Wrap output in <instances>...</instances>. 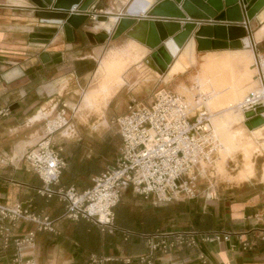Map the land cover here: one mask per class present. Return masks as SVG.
Listing matches in <instances>:
<instances>
[{"label": "crops", "instance_id": "1", "mask_svg": "<svg viewBox=\"0 0 264 264\" xmlns=\"http://www.w3.org/2000/svg\"><path fill=\"white\" fill-rule=\"evenodd\" d=\"M136 1L82 0L72 8V12L81 16L82 20L76 27L69 26L68 34L63 23L40 20L36 16L39 9L31 0H0V205L21 204L31 212L48 216L54 222V232L39 231L34 224L22 221L14 224L9 243L5 245L0 239V264H90L93 256L110 259L108 264H144L139 258L147 253L148 236L185 231L207 234L223 232L231 234V237L227 242H199L194 248L182 247L170 254L158 252L153 264H264V241L258 238L259 231L264 229V166L262 171H257L253 161L255 154L264 153V150L260 144L255 145L254 142L259 140L244 126L243 115L240 120L242 123L237 127L244 128L251 137H246L245 132L238 128L225 141L228 150L232 148L229 138L238 142L242 154L241 168L238 165L232 172L234 175L228 174L229 179L223 178L227 176L226 162L221 160L219 170L222 176L217 183L213 180L214 200L206 197L209 190L205 181L198 184L196 198L168 204L154 205L152 198L145 199L133 191L138 197L134 206L121 202L115 208V224L122 231L109 234L101 232L98 226L84 219L75 222L65 220L64 202L56 197L45 199L36 194V189L42 183L24 161L25 154L47 136L48 119L39 121L36 114L41 110L51 112V115L62 108L67 111V104H74L81 93H90L95 77L98 79L102 60L112 50H124V60L119 62L122 73H126L132 65L141 63L139 67L143 75L145 69L155 75L148 73L144 76V92L127 90L125 94L129 101L140 97L145 100L159 91L177 94L181 86L187 88L192 83L188 70L193 68L190 66L193 57L197 60V57L201 59L205 55L206 79L209 57L241 52H247L253 57L255 53L264 54V46L261 45L264 41V26L254 28L264 14V8L248 22L240 7L243 22L230 23L224 19L225 7L222 13L210 18L207 12L213 11L207 6L203 9L188 3L183 10L185 0H150L142 5L136 4ZM200 3L205 4L202 1ZM84 5L86 7L82 9ZM168 5L177 8L185 19L155 13L170 10L171 6ZM101 16H107L108 20L101 23L98 21ZM124 16L135 18L136 23L113 40L116 22H111V19L118 21ZM140 21L147 25L151 23L158 29L156 35L159 41L155 46H149L147 40L138 41L132 36L131 33ZM165 23L175 24L177 28L170 34L163 26ZM157 25L163 27L162 30ZM216 27H238L244 29L245 33L234 36L226 32L225 36H218L214 30ZM35 28H55L57 31L43 37L47 39L46 44H36L31 41ZM202 28H209V34L200 35ZM257 34H260L259 38ZM121 37H125L127 42L118 47ZM181 38V53L175 59L166 43L171 39L175 43L176 39ZM244 38L248 39V46L244 45ZM42 54L44 58L41 60ZM187 55L191 56L190 61L187 60L189 69L167 78L171 69L176 71L177 63L183 68L187 67L186 63L182 65L181 62L183 58L187 59ZM114 58L112 56L106 60L101 66L102 70ZM148 58L155 64L157 74L145 64ZM240 65L244 71L237 73L236 69ZM250 69H253V64ZM121 71L108 92L109 99L101 112L125 87L113 93V88L120 82ZM232 73L240 78L245 76V64H236ZM253 76L251 84L254 89ZM202 79L197 82L198 88L203 84ZM130 82L126 81L128 84ZM239 105L206 109L215 113L216 125L226 132L234 125L228 123L224 116L240 115L237 112ZM112 112L117 118L123 111L114 109ZM105 122L106 119L101 125ZM53 134L47 138L60 151V157L65 162L59 187H74L79 192L89 189L92 179L108 167L105 166L107 159L99 149L101 142L91 133L85 139H69ZM246 150L250 152L249 157L245 154ZM205 184L207 187L201 189ZM128 188L131 187L123 186L121 198ZM165 206L181 208L177 212L187 217L186 222L176 223L175 228L169 230L165 225L166 218L160 215ZM28 232L34 234L33 242L17 249L13 241ZM245 241L253 244L251 250H242L240 243Z\"/></svg>", "mask_w": 264, "mask_h": 264}, {"label": "built area", "instance_id": "2", "mask_svg": "<svg viewBox=\"0 0 264 264\" xmlns=\"http://www.w3.org/2000/svg\"><path fill=\"white\" fill-rule=\"evenodd\" d=\"M254 55L256 86L239 105L244 116L254 114L253 118L245 120L247 126L255 118L264 122V65L261 61L264 54ZM203 101V97H196L192 108L182 97L168 91H159L147 105L131 100L125 112L111 122L120 139V159L95 176L92 186L81 192L74 187H59L65 162L47 138L58 129L69 128L62 108L57 113L62 125L47 132V136L24 156L27 167L42 183L36 194L64 202L65 220L84 219L109 234L122 231L115 224V208L123 186H130L137 195L152 198L153 204L159 205L196 198L197 182L205 181L209 190L206 197L214 200V163L220 145L213 136L211 115ZM258 109L263 111L256 114ZM21 221L34 224L39 231L54 232V222L48 216L31 212L21 204L0 205V239L5 245L10 241L12 226ZM230 237L229 233L195 231L148 236L147 253L139 260L153 264L158 252L170 254L182 247L194 248L199 242H227ZM258 238L264 241V229L259 231ZM33 239L34 234L28 232L13 243L20 249ZM240 244L243 251L253 248L247 241ZM109 262L110 259L96 256L90 259V264Z\"/></svg>", "mask_w": 264, "mask_h": 264}, {"label": "rangeland", "instance_id": "3", "mask_svg": "<svg viewBox=\"0 0 264 264\" xmlns=\"http://www.w3.org/2000/svg\"><path fill=\"white\" fill-rule=\"evenodd\" d=\"M264 23V18L260 19L259 21H257V23H255V29L258 27H261ZM127 42L125 37H121L118 40V47H121L122 45H124ZM264 46V41L261 44ZM117 51V52H115ZM112 53L111 56H109V54ZM190 55V54H189ZM189 55H187V59L183 58L182 65H184L186 63V68H183L181 66H179L177 63L176 64V71H172L173 69L170 70L168 77L170 78L172 75L174 74H178V73H182L185 72L186 70L189 69V62L187 60L190 61V57ZM114 56L115 58L111 61L110 65H108L107 69H106V78L103 81L104 78V74L103 73H99L98 75V79L95 77L94 81L95 84L92 85V87L90 88V93H81L77 98H76V102L74 104H67V106L69 107V110L65 111V121L68 122L69 128L66 129V131L64 133L68 134V136H65L63 133L61 134V132H63V129H58L57 132H55L53 135L58 134L59 136H63L64 137H69V139H72V137H77V138H86L88 134H93L94 136H96L97 140L99 142H101L100 144V150L101 152H103V154L105 155V158L107 159V162L105 163V166H110L113 165L117 162V160L120 159V140H119V136L116 132V129L114 126L111 125V121L115 118V116L113 115L114 112H112L114 109H120L121 111L125 112L127 105L129 104V100L126 98L127 95L125 94L127 92V90H130V92H137L142 90L143 92L146 90V84L144 83L143 85V81H145L146 79L144 78V76L146 74H150L151 76H155L153 75L150 71L146 70L145 68V75H143L144 73H142V69L139 67L140 64H134L132 65V67L125 73H122L120 75V82L113 88L114 90V94L116 92H119V90H121V92L118 94V96L111 102L109 103L107 109L102 111V107L99 106L98 104L101 102V100H97L96 101V106H93V108L91 109V107H87L85 105V101L86 99L91 95V93L96 92L93 91L97 88H99V86L101 85V87L99 88L98 91L103 90V87H107V82H109L110 87H112V85L114 84L115 79L112 78L115 73L118 72V70L120 69L119 66V62L121 63V61L124 60L125 57V53L124 50L120 48V50H112L111 52H109L105 58L102 60L101 64H100V68L102 66V64L106 63L105 61L110 59V57ZM251 57V65L254 63V59L253 56L250 54ZM263 57V56H262ZM189 58V59H188ZM264 58V57H263ZM205 55H202L201 59H199L197 57L196 58L193 57V60H191V65L193 66V68H191L190 70H188V74L190 76V81L192 82L189 86L184 87L181 86L178 89L177 95L179 97H182L186 102L187 100L190 102H193L191 107L193 108L195 106L194 104V100L195 97L201 98L203 97L205 99V101L202 102L203 106L209 109V107L207 106V102L210 101L213 98V94H209V93H202L200 91V88H198V80H200L204 73H205ZM200 64V66H199ZM107 66V65H106ZM199 67V69H198ZM129 68V66H128ZM126 68V70L128 69ZM244 71V67L242 65H240L238 67V69H236L237 73H241ZM147 72V73H146ZM254 75V71L252 69V73L251 76ZM147 78V77H146ZM149 78V77H148ZM244 78V76L242 77ZM150 80H152L150 78ZM111 81V82H110ZM126 81H132L130 82L131 84L126 83ZM149 81V79H148ZM252 81V78H251ZM104 85V86H103ZM250 85L252 86V84L250 83ZM247 85V88L250 86ZM252 91L247 92L248 96ZM84 94V95H83ZM221 95V94H220ZM223 95H225L223 93ZM233 95V94H232ZM153 97L154 94H151L150 96H148L145 100L141 99V97L138 98H134L135 101L137 103H141L143 105H147L150 104L153 101ZM244 98H240L237 102L230 104L231 106H234L236 104L241 103ZM83 104V105H82ZM225 108V106H223ZM223 107H221L220 109H222ZM207 110V109H206ZM122 112V114H123ZM232 112V111H231ZM238 112V111H237ZM57 113L58 112H54L50 118H48V122H61V120H59L57 118ZM102 119V120H101ZM106 119L107 122L104 123V125H101V123ZM246 127H248L247 125H245ZM231 128H228V130H226L222 140H223V144H225L226 138L229 136L231 137L232 133L234 131H237L238 128L242 129V127H235V126H230ZM234 127V128H233ZM245 132L246 137H251V134H248L244 128L242 129ZM230 143H232V148H230L229 150V154L228 155H222V152L219 154L218 160H222L224 159V161L226 162L225 164V171L227 173V176H222L221 172H219V168H218V163H214V176H215V181L216 183L218 182V180L220 179V174L223 178H227L228 174L229 175H234L232 174V172L238 168V165L241 168V163H242V154L239 151V145L238 142L231 140L229 138ZM259 142V141H258ZM258 142H254L256 146H259L260 143ZM224 149H225V145H224ZM223 149V151H224ZM221 155V156H220ZM216 160V159H215ZM253 161L254 164H256V168L258 169L257 171H262L263 170V166H264V153H257L255 154V156L253 157ZM218 162V161H217ZM216 165H217V171H218V176H217V171H216ZM240 170V169H239ZM243 171V170H242ZM241 171V172H242ZM237 174V173H236ZM236 176V175H235ZM201 181H198L196 184V191L198 189V184ZM207 184V183H206ZM205 184L202 185L201 189H204L207 187V185ZM122 198L120 200L119 203L123 202L124 204L128 205V206H134L133 204H135V200H137V196L134 195L133 190L131 188H128L127 190L124 191V193L122 194ZM163 208H161L162 210ZM181 208H178L176 206H165L163 211H160V215L164 216L166 218V222L165 225L166 227L169 228V230H172L173 228H175L174 226L176 225V223H184L186 222V216L184 214H179L177 212V210L179 211ZM176 210V211H174Z\"/></svg>", "mask_w": 264, "mask_h": 264}, {"label": "bare ground", "instance_id": "4", "mask_svg": "<svg viewBox=\"0 0 264 264\" xmlns=\"http://www.w3.org/2000/svg\"><path fill=\"white\" fill-rule=\"evenodd\" d=\"M146 1L149 2L150 0H137L136 4L142 5V3L146 2ZM263 5H264V0H249V2H247V7H246L248 14L250 16L254 15V13L256 11H258ZM85 7H86V5H84L82 7V9H84ZM202 8H204V7H202ZM263 8H264V6H263ZM263 18H264V14H262L260 16V19H263ZM81 20H82L81 16L73 14V16L69 19V23L73 26H77ZM111 22H114V20H112ZM101 23H104V22H101ZM157 26H159V29L162 30L163 27H160V25H157ZM163 26H164L165 30H167V32L170 34L172 32H174L175 29L177 28V25H175V24L165 23V25H163ZM262 26H264V23ZM214 30H215L216 35H218V36H225L226 32H228L229 35L232 34L234 36H237V35L241 36L245 33L244 29L238 28V27H229L226 29L221 28V27H216ZM157 31H158V29L156 28L155 25H152L151 23L149 25H147L144 22L140 21L139 24L137 25V27L134 29V31L131 34L134 37V39H136L138 41L147 40V44L149 46H155L159 41L157 39V35H156ZM209 31H210L209 28H202L199 31V34L200 35H208ZM259 36H260V34L256 35L257 38H259ZM176 41L174 43V41L171 39L166 43V46H167L170 54L172 56H174L175 59L181 53V52H179V47L181 45L180 43L182 41V38L176 39ZM243 42H244L245 46L249 45L247 38H244ZM187 46H188V44L183 49H185ZM214 46L217 47V45H214ZM219 46H221V44H219ZM244 50H249V49H244ZM253 59H254V63H255V60H256L255 55H254ZM250 60H251L250 54L247 52L234 53L233 55H231V54H221L220 55L219 54V55L212 56V57L208 58L207 69H206V73H207L206 77L208 78V80H206L207 78L205 79V74H204L203 75L204 77H202L203 79L201 80L203 82V84H202V86H200V91L202 93H209V94L214 95L213 98L206 103L210 110L220 109L223 106H225V108H226L228 106H231L230 104L237 102L240 98L245 97V99H247L249 97V96H245V95H247V92H249L253 89V86L250 85V83L252 82L251 81L252 69H250V66H251ZM261 61H262V64L264 65V58L263 57H261ZM145 62H146L145 64L147 65V67L152 72L156 71V66L152 62L151 59L148 58L147 60H145ZM238 63H244L245 64V76H244V78H240L239 76H234L235 74L232 73V69ZM254 63H253V69H254L253 71H254V75H255L256 70L254 68ZM106 69H107V66L104 67L103 70H102V68H100V73L104 74L103 81L106 78V76H105L107 74ZM120 71H121V69H119L118 72L115 73V75L112 78H114V79L117 78ZM121 73H122V71H121ZM253 79H254V76H253ZM254 82H255V79H254ZM107 83H108L107 87H103V90H101V91L97 90L96 92L91 93V95L85 101V105L87 107H89V108L91 107V109H92L93 106H96V101L99 99L101 100V102L98 105L101 107H105V105L109 99L108 98L109 97L108 92L111 89V87L108 86L109 82H107ZM254 84L256 86V82ZM247 85H250V86L247 88ZM255 86H254V88H255ZM223 93L225 95H223ZM187 103L191 106L193 102H190L187 100ZM208 112L211 115L210 122H211V129H212L213 136L216 138V140L218 141V143L220 145V149L217 153V158L215 160V164L218 163V168H219V166L221 164V159L218 160L219 154L222 152V155H224V154L228 155L229 150L226 147V142H225V144H223V140H222V135H224L225 132L221 131L214 121L215 120L214 119L215 113L210 112V111H208ZM238 113L240 115H233V116L232 115L231 116L225 115L224 119L227 120V122L230 123L231 125L237 126L240 123H242L240 120H241V115H243V113L241 112L239 107H238ZM36 115L39 116L37 118V120L41 121L45 118L48 119L49 116H51V112H43V110H41ZM243 117H244V121H243V123H244L246 118L244 115H243ZM263 117H264V115H263ZM61 125H62V122H53V121L50 122L49 121L47 132H52L55 129L59 128ZM244 126H245V124H244ZM246 128L250 132L254 133V136L256 138H258V140L260 141V147L264 150V122L261 119H257V120L253 119L251 121V124ZM65 131L66 130H63V132H61V134L63 133L65 136H68V134L64 133ZM64 135H63V137H64ZM224 145H225V149H224ZM223 149H224V151H223ZM245 154L249 157L250 156L249 150H246ZM216 171H217V165H216ZM219 172H220V170H219ZM217 176H218V171H217Z\"/></svg>", "mask_w": 264, "mask_h": 264}, {"label": "water", "instance_id": "5", "mask_svg": "<svg viewBox=\"0 0 264 264\" xmlns=\"http://www.w3.org/2000/svg\"><path fill=\"white\" fill-rule=\"evenodd\" d=\"M37 7V17L42 21H50L54 23H63L64 30L69 34L70 27H76L69 23V19L73 16V14L77 15L76 13H73L72 8L73 6H77L82 0H31ZM181 0H178L180 2ZM200 1L204 2L205 4L202 5ZM247 2L249 0H225L224 6L222 4V0H185L182 4V9L185 10L188 3L192 4L195 7H209L212 12H207V15L210 18H214L216 14L222 13L224 7H225V20L230 23H241L243 22L242 18V12L241 8H243L244 15L246 17V21H251L254 16L261 11L263 6L254 13V15L250 16L248 14V11L246 9ZM241 5V6H240ZM167 6V5H166ZM171 6V5H168ZM171 6L170 10L167 11H155V13H159V16L164 17H170V18H177V19H185L184 15L175 7ZM203 8V9H204ZM181 9V10H182ZM108 20L107 16H101L98 18V21L100 22H106ZM114 20L116 22V27L112 36V39L115 40L118 37H120L122 34H124L130 27L135 25L136 19L133 17H121L118 21H115V19H111V21ZM70 26V27H69ZM78 26V25H77ZM69 30V31H68ZM55 28H35L34 34L31 36L32 43L36 44H46L47 39L43 38L46 36H50L56 33ZM44 58V54L40 56V59L42 60ZM263 110L258 109L256 111V114L261 113ZM253 113H246L245 118L250 119L253 118ZM256 120L259 118H255ZM251 124V121L249 122Z\"/></svg>", "mask_w": 264, "mask_h": 264}]
</instances>
